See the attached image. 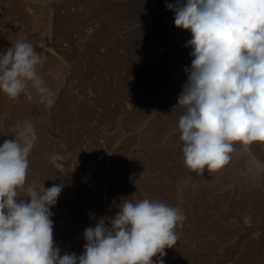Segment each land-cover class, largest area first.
Masks as SVG:
<instances>
[{
  "label": "rangeland",
  "instance_id": "1",
  "mask_svg": "<svg viewBox=\"0 0 264 264\" xmlns=\"http://www.w3.org/2000/svg\"><path fill=\"white\" fill-rule=\"evenodd\" d=\"M172 2L0 0V52L30 40L47 57L40 72L57 97L48 107L35 93L10 100L0 92V144L14 139V125L33 122L27 180L64 184L51 208L61 255L83 254L84 230L134 194L186 216L164 264H264V144H237L217 172L184 165L174 106L191 66V33L175 26Z\"/></svg>",
  "mask_w": 264,
  "mask_h": 264
},
{
  "label": "clouds",
  "instance_id": "2",
  "mask_svg": "<svg viewBox=\"0 0 264 264\" xmlns=\"http://www.w3.org/2000/svg\"><path fill=\"white\" fill-rule=\"evenodd\" d=\"M166 8L174 12L175 26L191 33L185 44L191 66L184 68L187 80L174 106L180 109L183 162L190 173L202 175L205 167L217 172L230 163L237 144H264V0H174ZM46 60L30 40L13 42L0 52V92L10 100H32L35 93L54 106L56 93L40 72ZM70 84L82 99L79 81ZM88 95H94L91 89ZM9 133L14 139L0 144V264H164L165 249L176 245L186 216L179 207L134 194L120 198L114 217L102 216L84 230L83 254L61 255L51 208L64 184L28 183V157L38 139L32 121ZM241 219L250 226L252 214Z\"/></svg>",
  "mask_w": 264,
  "mask_h": 264
}]
</instances>
